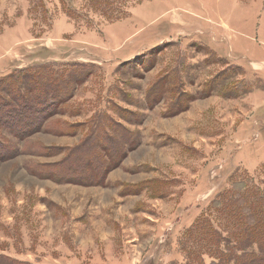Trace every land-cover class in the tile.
Instances as JSON below:
<instances>
[{"label":"rangeland","instance_id":"obj_1","mask_svg":"<svg viewBox=\"0 0 264 264\" xmlns=\"http://www.w3.org/2000/svg\"><path fill=\"white\" fill-rule=\"evenodd\" d=\"M260 24L264 0H0V79L59 96L20 135L5 94L0 259L215 262L217 204L243 180L264 199Z\"/></svg>","mask_w":264,"mask_h":264},{"label":"trees","instance_id":"obj_2","mask_svg":"<svg viewBox=\"0 0 264 264\" xmlns=\"http://www.w3.org/2000/svg\"><path fill=\"white\" fill-rule=\"evenodd\" d=\"M6 80L0 79V111L2 112L3 106H6L7 95L17 97L13 100L7 108H10L15 114V126L16 131H19L20 135H27L29 132H34L37 127L41 128V122L36 121L34 115L38 112L40 107H44V110L40 113L46 116H52L57 111H46V106L59 96L53 95L52 97L46 92V99H43L45 95L32 94V98L25 96L22 92L20 84L14 87L5 86ZM6 89L8 92L5 93ZM33 91H39L38 88ZM2 102V103H1ZM5 107V108H6ZM38 107V108H37ZM5 108L3 111H6ZM48 108V107H47ZM43 115V116H44ZM234 188L235 192L229 193L225 202H219L217 204V210L222 215H226L228 220H231L228 225L229 239L223 237L218 231L213 228H205L203 226V232L205 239L211 241V249H215V262L211 264H264V199L254 181L243 180L236 183ZM237 191H244L241 194ZM231 244V245H230ZM229 246V247H228ZM257 247V252H252ZM228 252V253H226ZM0 264H13L9 259H0Z\"/></svg>","mask_w":264,"mask_h":264},{"label":"crops","instance_id":"obj_3","mask_svg":"<svg viewBox=\"0 0 264 264\" xmlns=\"http://www.w3.org/2000/svg\"><path fill=\"white\" fill-rule=\"evenodd\" d=\"M252 39L255 42L256 41H260L261 44L264 43V42H262L264 40H263V37H262V26H261V24L258 26V28H257V30L255 32V36H252ZM227 41H228V43H229V45L231 47V50L233 51V45H232L233 43L231 42V40H227ZM235 41H240V43H239L240 48L246 47L245 45L243 47V44L245 43V39L244 38H242L240 36H236L235 37ZM247 44H248V46L252 45V43H247ZM262 45H264V44H262ZM254 47H256V45ZM249 54L250 53H248V51H243L240 57L241 58L249 57ZM263 59H261L258 63H260Z\"/></svg>","mask_w":264,"mask_h":264}]
</instances>
